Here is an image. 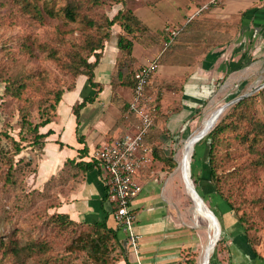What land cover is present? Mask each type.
<instances>
[{
    "label": "rangeland",
    "instance_id": "1",
    "mask_svg": "<svg viewBox=\"0 0 264 264\" xmlns=\"http://www.w3.org/2000/svg\"><path fill=\"white\" fill-rule=\"evenodd\" d=\"M68 2L79 5L75 23L65 19L61 12ZM35 5L51 8L57 14L56 18L44 13L43 18L38 19ZM117 9L131 12L127 0L120 3L114 0H0V244L1 241L8 244L13 239L18 240L21 247L31 242L46 244L44 251L24 257L22 263L0 245V264H116L122 258L128 259L123 233H120L119 243L111 240L105 253L98 256L91 251L90 243L81 242H88L93 237L90 226L78 222L58 224L53 215L57 192L64 190L60 185L61 177H53L43 187L37 184V167L43 147H30L34 135L29 132L30 124L53 118L57 93L72 88L75 83V66L81 62L80 68L85 71L82 62L94 61L88 43L90 40L97 43L107 31L111 35L113 27H106V20L112 19ZM203 12L177 40L191 45L185 59L191 62L193 57L205 54L208 58L214 49L238 39V45L230 49L238 52L240 65L220 78L212 76L215 73L217 76V72L211 69V74L207 75L210 83L205 84L210 87L199 101H193L194 113L180 130L171 132L157 126L165 91L153 80L161 72L163 57L171 53L174 45L166 50L163 47L161 58L147 63L156 66L145 92L147 109L154 119V126L145 139L152 157L139 176L144 184L156 182L171 205L177 228L184 230L191 240V244L181 251L180 264H204L206 247L215 232V218L211 215L213 220L210 219L192 200L191 177L192 188L199 191L207 207L214 211L221 227V236L217 233L210 248L208 264H243L246 255L252 254L249 241L264 258V164L261 163L264 131L258 130L264 127V23L253 37L249 36L247 27L242 26L243 13L221 20L201 18ZM194 27L202 35H190V29ZM199 43H205L206 47H199ZM223 54L221 68H225L224 64L230 60ZM141 68L132 66L130 75L134 77ZM189 77L176 88L177 96L182 100L185 96L181 92ZM213 78L214 82L211 81ZM129 82L133 88L134 80L130 78ZM245 95L248 96L242 99H247L244 104L236 107L239 101L231 105L222 111L216 122L224 127L214 141L212 156L217 193L215 185L210 183L211 140L208 138L216 125L203 133L201 140H195L191 159L187 156V144L227 103ZM167 104L171 106L170 111L179 106L183 108V103L177 106L175 99H170ZM128 118L131 128H135L139 121L136 114L130 113ZM6 136L16 141L26 140L21 141L24 150L12 162L15 149ZM172 163L176 164L173 169ZM66 168L63 172L75 166L67 164ZM57 181H60L59 185ZM195 199L209 212L198 197ZM224 199L234 209H230ZM239 251L245 254L244 258ZM251 264H264V261L253 258Z\"/></svg>",
    "mask_w": 264,
    "mask_h": 264
},
{
    "label": "crops",
    "instance_id": "2",
    "mask_svg": "<svg viewBox=\"0 0 264 264\" xmlns=\"http://www.w3.org/2000/svg\"><path fill=\"white\" fill-rule=\"evenodd\" d=\"M127 2L128 8L141 27H136L133 35H127L133 42L132 66L139 69L149 61L161 58L166 41L164 32L166 26L171 25L181 29L184 27L185 31L193 21L188 22L189 18L209 0H127ZM254 7L259 10L256 8L252 12ZM115 11L113 17L119 10ZM246 11L249 12L243 18L242 26L247 27L248 34H251L249 36L255 37L260 31V25L264 23V0H227L219 7L204 11L201 18L232 19ZM197 29L195 27L190 29L192 30L190 35H202ZM121 35H125L122 27L113 26L100 62L94 69V81L101 90L93 88L87 76L80 75L76 78L73 88L63 94L51 123L40 128L41 134H47L49 131L52 134L45 139L43 154L37 167V184L40 187L53 177H59L61 173L70 178L63 186L64 190L58 193L59 203L55 209L57 213L67 215L78 223L94 224L105 221L112 228L115 227V220L111 212L112 206L107 199L106 177L101 168L97 165L88 173L72 169L65 172L63 170L69 160H75L76 163L90 162L93 154L102 146L112 143L132 129L128 116L133 88L127 84L128 79L123 69L120 72V64L124 57L123 51L118 46ZM237 41L238 39L228 46L214 49L211 55L207 56L208 58L206 54L203 57H193L191 62L185 59V55L190 53L191 45L187 46L176 41L171 53L163 57L161 72L153 80L165 91L164 99L161 101V114L157 116L158 127L171 132L180 130L186 124L187 118L194 113L196 109L194 102L199 101L205 90L210 87V84L205 86L210 83L207 78V75L211 74L210 70L217 72V76L216 73L212 76L220 78L239 67L240 56L235 49H230L238 45ZM205 45L199 43L198 46L206 47ZM224 48L227 49L226 52L217 53ZM223 53L226 54L225 56L228 55V60L230 59L224 64L225 68H221ZM198 59L199 62L196 61ZM188 75H190L189 80L184 84V91L181 92L185 96L182 100L177 96L176 88L184 83ZM211 81L214 82V78ZM85 98H94V101L80 109L77 117L74 107L81 104ZM170 99H175L177 106L183 103V108L180 109L179 106L173 108L174 111H170L171 106L167 104ZM79 138L83 141L81 142ZM187 149L188 159L189 157L191 159L195 144L191 148L192 154L189 146ZM186 166L189 168L188 164ZM137 181L143 185L141 194L133 201L136 214L134 230L139 236V258L137 259L128 249V259L122 258L116 264H180L181 251L186 245L191 244L189 236L184 230L177 228L170 209L171 205L156 182L144 184L140 176ZM216 224L219 228L218 220ZM122 237L124 239V235ZM241 251L239 252L244 258L245 254ZM207 257L205 255V261ZM244 262L246 263L243 264L253 263L252 255H246Z\"/></svg>",
    "mask_w": 264,
    "mask_h": 264
},
{
    "label": "trees",
    "instance_id": "3",
    "mask_svg": "<svg viewBox=\"0 0 264 264\" xmlns=\"http://www.w3.org/2000/svg\"><path fill=\"white\" fill-rule=\"evenodd\" d=\"M95 1H97V0H95ZM114 1L119 2V3L123 2V0H114ZM34 9H35V12L37 14L38 19H42L44 13H46L48 15V17H50V18H56V16H57L55 11L52 10L51 8H48V7L47 8H41L38 5H35ZM249 11L243 12V16H246V14ZM251 11L254 12L255 10H251ZM61 12H62L63 16L65 17V19H67L69 22L75 23L78 21V17H79V5L76 4L75 2H68L64 7L61 8ZM106 24H107L106 27H108L109 29H111L115 25H119L122 27V29L125 32V35H121L118 39V46L121 49V51H123V53H124L123 61L120 64V72H122V69H123V71L125 72V74L127 76L126 79H128L127 84L131 85V83L129 82V79L131 78L130 74H131L132 62H133V58H132L133 42H132V40H130L127 37V35H133L134 31L136 30V27L139 26V22L137 21V19L135 18V16L133 15L132 12L126 13L125 11H119L112 19L106 20ZM139 28H141V27L139 26ZM183 31H184V27L181 29V31H180L178 37L176 38L174 44L179 39V37L181 36ZM110 36H111L110 32L107 31L105 34H103V36H101L99 38L97 43L92 41V40L89 41L88 47L90 49V52L92 53V56L94 57V61L88 62V60H85L82 62L83 65H85V69H86L85 71L81 70V68H80L81 62L75 66V72L77 73V78L80 75L87 76L90 85L93 88H99V90H101V87L98 84H96L94 81V69L98 65V63L100 62L103 50L105 48V44L107 41H109ZM132 79H134L133 76H132ZM72 88L60 90L57 93V95L55 97V110H56L57 105L62 100V97H63V94L65 93V91L71 90ZM93 101H94V98H85L81 104L74 107L75 115L78 117L79 116V110L82 109L87 103L93 102ZM246 101H247V99L240 101L236 107L241 106ZM26 123H28V122H26ZM49 123H51V119L46 118L40 124H36V125L30 124L29 132L34 135V140L31 142L32 144L30 147H33L32 145H41L42 147L44 146V144H39V143L40 142L44 143L45 139L50 134H52V132L49 131L47 134H41L40 128L45 127ZM258 130L261 133L262 131H264V127L261 126L260 128H258ZM223 131H224V127H222L221 124L217 123L216 127L213 128V130L208 135V138L211 140L210 151H209V154L211 156L210 160H209V164L211 167V169H210V183L215 185L214 187H215V191L217 193H219V192H218V190L216 188V184L214 182V180H217V174H216V171L213 169V166H212V159H213L212 156H213V149H214V141H216V138L218 137L219 133H221ZM6 138L11 141V143L13 144V147L15 149V152L11 158V162H12L14 157L20 155V153L24 150V146L22 145L21 141L26 142V140L21 138L20 141H16L14 138H11L9 136H6ZM79 140H81V142L83 141L82 138H79ZM85 153H86V151H85ZM19 162H21V161H19ZM261 163L264 164V153H262V155H261ZM67 164L71 165V167H72V165L75 166V168H72L73 171H78V172L81 171L83 173H88L89 171L93 170L95 166L98 165V162L95 159H92L90 162H78V163H76L75 160H69L66 163V165ZM175 167H176V164L172 163L171 169H173ZM65 168H66V166H65ZM60 177H61L62 183L60 184V181H57V184L58 185L60 184L61 188H63V186L69 182L70 178L63 175V176L57 177V179H59ZM61 192L62 191L57 192V195H56L57 205H55V207H54L55 209L57 208L58 203H59L58 193H61ZM224 200L228 204L230 209H234L233 205L228 200H226V199H224ZM53 217H55V219L58 221V224H60V225L76 224L77 223L75 221H72L67 215L60 214L57 212L53 215ZM240 221H242V220L240 219ZM240 223L242 225V222H240ZM83 224L90 226L92 228V230L94 231V234H93V237L88 242L84 241V240H82L81 242L90 243L89 245H90L91 251L98 256L103 255L105 253V251L107 250V245L111 240L115 241L116 243H119V241L121 239V235H120L121 232H120L119 228L118 227H114V228L109 227L105 221L104 222H97L94 224H89V223H83ZM218 229H219L218 234L220 237L221 236L220 226ZM1 242H2V244H0L1 247L7 248V250L5 252L12 253L14 255L15 259L17 261H19L20 263L23 262L24 257H29L32 254L40 253V252L44 251V249L46 248L45 243L31 242L28 246L21 247L19 241L14 240V239L8 244H6L4 241H1ZM249 244L252 248L251 249L252 250V254H251L252 257L254 259H260V260L264 261V258H262L256 252V250L253 248L250 241H249ZM210 262H211V260H210ZM191 264H194V263L192 262Z\"/></svg>",
    "mask_w": 264,
    "mask_h": 264
},
{
    "label": "built area",
    "instance_id": "4",
    "mask_svg": "<svg viewBox=\"0 0 264 264\" xmlns=\"http://www.w3.org/2000/svg\"><path fill=\"white\" fill-rule=\"evenodd\" d=\"M226 1L209 0L189 18L188 22L204 10L219 7ZM180 31L179 27L166 26L164 29L165 50L174 44ZM155 67L154 63H149L134 75L133 98L129 103V113H135L138 117L136 127L112 143L102 146L91 158L98 162V166L106 177L107 199L112 206L115 227L124 234L127 249L131 250L137 259L139 258V236L134 230L136 214L133 201L143 190V185L137 181V178L141 170L151 162L152 157V150L145 144V139L154 126V119L147 109L145 92Z\"/></svg>",
    "mask_w": 264,
    "mask_h": 264
},
{
    "label": "bare ground",
    "instance_id": "5",
    "mask_svg": "<svg viewBox=\"0 0 264 264\" xmlns=\"http://www.w3.org/2000/svg\"><path fill=\"white\" fill-rule=\"evenodd\" d=\"M221 113H222V110H221L220 112H218L217 114H215V116L212 118L210 124H209L204 130L200 131L196 136L192 137V138L188 141L187 146H189V150H191L192 145L194 144L195 140H196L198 137H200L203 133L207 132L209 129H212V128L216 125V122H217V120H218V118H219V116H220ZM191 151H192V150H191ZM189 185H190V194H191L192 200H193V202H194L196 208L200 209V210H201L203 213H205L210 219L213 220L211 214H210L209 212H207V211L205 210V208L203 207V205L200 204L199 201L197 202V200L195 199L194 190H193V188H192V186H193V185H192V177L190 178ZM213 221H214V226H215V232H214V234H213V239H212L211 243L209 244L208 247H206L207 249H206L205 255L208 256V257H207V260H208V258H209L210 248H211L212 245H213V242H214V240H215V238H216V236H217V233H219V231H218V226H217V224H216V221H215V220H213ZM207 260L204 262V264H208L209 260H208V261H207Z\"/></svg>",
    "mask_w": 264,
    "mask_h": 264
},
{
    "label": "water",
    "instance_id": "6",
    "mask_svg": "<svg viewBox=\"0 0 264 264\" xmlns=\"http://www.w3.org/2000/svg\"><path fill=\"white\" fill-rule=\"evenodd\" d=\"M248 95H249V94H248ZM248 95H247V96H248ZM247 96L245 95V96L239 97V98H237V99H235V100H233V101L227 103V104L222 108V111L227 110L231 105H233V104H235V103L241 101L243 98H245V97H247ZM202 136H204V135H202ZM202 136L198 137V138H197V141L201 140V139L203 138ZM193 190H194V194H195V196L198 197V198L203 202V204L207 207V205H206V203H205V200H204L203 197L199 194V192L196 190V188H195V189L193 188ZM207 209H208V211L210 212V214H211L214 218H216L214 211H213L211 208H209V207H207Z\"/></svg>",
    "mask_w": 264,
    "mask_h": 264
}]
</instances>
